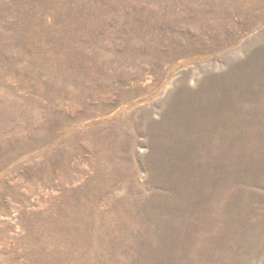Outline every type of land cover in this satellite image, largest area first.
Wrapping results in <instances>:
<instances>
[{"label": "rangeland", "instance_id": "1", "mask_svg": "<svg viewBox=\"0 0 264 264\" xmlns=\"http://www.w3.org/2000/svg\"><path fill=\"white\" fill-rule=\"evenodd\" d=\"M0 264H264V0H0Z\"/></svg>", "mask_w": 264, "mask_h": 264}, {"label": "bare ground", "instance_id": "2", "mask_svg": "<svg viewBox=\"0 0 264 264\" xmlns=\"http://www.w3.org/2000/svg\"><path fill=\"white\" fill-rule=\"evenodd\" d=\"M234 80V79H233ZM219 84V83H218Z\"/></svg>", "mask_w": 264, "mask_h": 264}]
</instances>
